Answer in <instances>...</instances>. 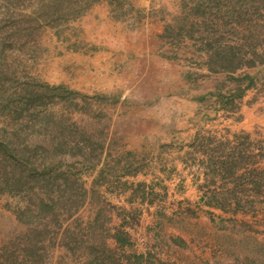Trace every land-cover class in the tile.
Segmentation results:
<instances>
[{
  "label": "rangeland",
  "instance_id": "rangeland-1",
  "mask_svg": "<svg viewBox=\"0 0 264 264\" xmlns=\"http://www.w3.org/2000/svg\"><path fill=\"white\" fill-rule=\"evenodd\" d=\"M191 4L0 0V177L23 169L0 191L6 264H264V62L213 69Z\"/></svg>",
  "mask_w": 264,
  "mask_h": 264
},
{
  "label": "trees",
  "instance_id": "trees-1",
  "mask_svg": "<svg viewBox=\"0 0 264 264\" xmlns=\"http://www.w3.org/2000/svg\"><path fill=\"white\" fill-rule=\"evenodd\" d=\"M190 1H192L193 4L189 5V10L184 12V14L181 15V18L187 20L191 15L203 18L201 22H198V18L193 20L192 17H190V30L186 32L189 35L193 32L198 33L197 39L203 41L205 50L209 52L208 60L213 69L234 71L242 66H253L264 62V49L263 52H259L257 49L260 45L264 44L262 40L258 39L261 34H263L264 37V13L260 10V6L258 7L257 5H252L254 8H251L250 6L247 7V0ZM252 1H261L264 3V0ZM188 3L190 2L182 1V6L184 7L188 5ZM52 5V2H50L47 9L43 8L45 12L43 11L42 13L46 14ZM214 7L215 9H213ZM60 9L61 8L58 7L57 10ZM73 11L74 12H72L71 15H77L81 11V6ZM53 14L54 13L51 12L48 14L49 19L52 21L56 20V17ZM46 19L47 17L44 18V20ZM200 27H202V29ZM181 29L184 30V26H182ZM234 36H240L244 39V42L238 43L236 40H232L231 37ZM259 41H262V43L259 44ZM242 78L243 77H241V79ZM44 90L47 94L53 93L54 95H58L60 99L62 97L59 96L58 91L63 90L64 92L66 91V93L68 92L66 89H62L61 85L47 84L44 87ZM63 98L67 99L68 97ZM35 114L39 117L40 113L36 110ZM46 115L51 116L50 113H47ZM47 118L48 120L46 122L49 124L51 122L49 118L51 117ZM1 146L3 148L1 152L2 159L5 157H13V155H10L9 152L6 153V150H8L7 145L2 143ZM14 157L17 159L13 163V167H19L24 158L21 154H19V156L15 155ZM20 168L21 166L15 174L14 169L11 168L8 170L6 166H2L4 173L2 175L3 178L0 177V182L5 181V184L1 186L0 191H4L5 189L16 190L22 188L23 169ZM10 171L11 176L9 175ZM10 179L13 180L11 181ZM3 256L4 254H0V264L7 263L6 258H3Z\"/></svg>",
  "mask_w": 264,
  "mask_h": 264
},
{
  "label": "crops",
  "instance_id": "crops-1",
  "mask_svg": "<svg viewBox=\"0 0 264 264\" xmlns=\"http://www.w3.org/2000/svg\"><path fill=\"white\" fill-rule=\"evenodd\" d=\"M201 91H203V90H201ZM201 91H197V92H201ZM195 109H192V111L191 112H189L190 114H193L195 111H194ZM157 114V115H156ZM156 114H154V116L153 117H160L161 115L159 114V113H156ZM189 117V116H188ZM188 117H186L185 119H183L180 115L179 116H177V119H176V121H175V123L177 124L176 125V130L174 131V130H172V133H177V134H179V137H183L184 135H186L185 137H191V136H195V137H200L201 139L200 140H202V139H204L205 137L204 136H200V134H199V132L198 131H196V129H197V127H198V121H197V118L196 117H194V118H188ZM191 119H192V121H191ZM183 121H186V122H188L186 125L184 124V122ZM182 124V125H181ZM234 126H236V124H234ZM196 131V132H195ZM199 140V141H200ZM216 188H218V190H219V187H216ZM215 191H217V190H214V192ZM213 192V190L212 191H210V193H211V195L214 193ZM210 197H212V196H210ZM212 200V199H211ZM207 201L208 203V205L210 206V208L211 207H220L221 206V204L220 203H218L217 202V200H213V201ZM214 201H216V202H214ZM197 202H199V201H197ZM208 205H202L201 207H205V206H208ZM213 207V208H214ZM221 207H223V206H221ZM224 208V207H223ZM212 209V208H211ZM225 209V208H224ZM214 210V209H213ZM237 210V209H236ZM215 211V210H214ZM216 212H218V211H216ZM236 213V212H235ZM234 214V213H233ZM189 217L190 216H185V218H188L189 219ZM196 218L199 220V222L201 223V225L202 226H205V220H204V217H203V215L202 214H197V216H196ZM188 224H189V222H186L185 223V225L186 226H188ZM166 226H168L169 227V229H170V227H173V226H170V225H168V224H165ZM167 227V228H168ZM180 231V230H179ZM176 232V234H177V236L175 237V238H178V239H180V238H182V240L186 243V244H188L189 243V241L192 239H194L193 238V235L192 234H184V233H182L181 231H180V233L179 232H177V231H175ZM189 232V231H188ZM168 236V235H167ZM166 236V237H167ZM182 250V249H181ZM176 253H179V254H183V255H185V253L186 252H178V250H177V252Z\"/></svg>",
  "mask_w": 264,
  "mask_h": 264
}]
</instances>
